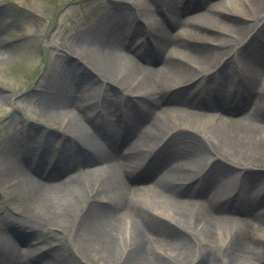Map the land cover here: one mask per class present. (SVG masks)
Returning <instances> with one entry per match:
<instances>
[{
    "label": "bare ground",
    "instance_id": "obj_1",
    "mask_svg": "<svg viewBox=\"0 0 264 264\" xmlns=\"http://www.w3.org/2000/svg\"><path fill=\"white\" fill-rule=\"evenodd\" d=\"M113 1L60 46L83 63H56L53 82L31 94L58 126L47 143L33 145L31 125L25 148L15 137L0 145V200L19 191L20 206H0V264H70L34 242L21 248L55 231L105 264H262L264 0H238L246 14L237 0ZM9 54L0 34V63Z\"/></svg>",
    "mask_w": 264,
    "mask_h": 264
},
{
    "label": "rangeland",
    "instance_id": "obj_2",
    "mask_svg": "<svg viewBox=\"0 0 264 264\" xmlns=\"http://www.w3.org/2000/svg\"><path fill=\"white\" fill-rule=\"evenodd\" d=\"M111 2L114 1L0 0V7L5 10L4 14L0 16V21L5 23V25H3L4 23L0 25V34L4 37L5 42L10 48L9 58L5 62L0 63V145L7 144L12 137H15L18 143L23 136V132L31 125L37 127L40 131L37 134L38 136L34 138L33 145H42L44 141L47 143V139L49 138L47 131H56L58 126L52 124V121L46 117L40 116L39 109L36 107L31 94L36 86L48 87L53 82V72L56 63L67 61V59L78 65L83 63L78 61V57L71 55L60 46L65 43L67 37L74 30L81 32L85 26L91 28L96 22H100L103 19V12L114 10L110 4ZM235 5H238L237 7L239 8L235 11H244V8L239 6L238 0ZM124 7H126L125 4L118 5V10ZM222 11L226 18L244 19L243 17L241 18L240 14H234L235 12ZM192 14L193 12L188 10V12L183 13V17L186 18ZM243 14L246 13L243 12ZM130 18L131 15H128V20ZM111 19L114 21L119 20L116 15H113ZM144 23L142 20H139L138 25L140 26ZM129 29L130 27H127V30ZM217 30L216 28L212 29L211 34L217 35ZM263 39L264 31L255 34V44L260 43ZM191 44L193 45L194 43L191 42ZM87 78L90 79V77ZM113 93L122 99L119 102L120 108L115 113L116 115L121 114V112L123 114L126 102L120 96V93L115 91ZM2 95H6V97L4 98ZM132 100L131 98L130 100L127 99V102ZM10 117L14 119L10 123H5ZM116 117L118 116H115L114 119ZM184 117L180 116L177 119L168 117L167 120L170 123H174L176 120L177 123H183L186 122V117ZM188 121H190L189 124L193 125L191 120ZM66 147H68V153L71 154L72 145L68 144ZM208 160H210V157H208ZM74 172H76V169H74ZM0 190H3L1 184ZM17 192L19 191L8 190V195H6L8 200L4 198L0 200V206L3 207L2 209L7 214L10 213L11 215V213H15L18 215L20 206L15 197ZM163 225L170 228L173 225L175 226V224L168 225L165 222ZM70 235L55 231L53 234L48 235L44 239V242L41 240L37 243V246L46 250L50 249L48 253L51 256L63 253L70 260V264H105L89 251L82 254L79 252L80 250H75L76 246ZM31 241H35L33 236L28 237L27 241L21 244V248H28V244ZM189 241L191 242V240ZM199 251H201L199 247L193 244L192 255L190 257L191 262H194V257L199 255ZM36 254H38V251H36ZM261 256L262 264H264V252Z\"/></svg>",
    "mask_w": 264,
    "mask_h": 264
}]
</instances>
